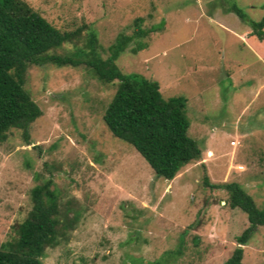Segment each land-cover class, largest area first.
I'll use <instances>...</instances> for the list:
<instances>
[{
	"label": "rangeland",
	"instance_id": "rangeland-1",
	"mask_svg": "<svg viewBox=\"0 0 264 264\" xmlns=\"http://www.w3.org/2000/svg\"><path fill=\"white\" fill-rule=\"evenodd\" d=\"M60 32L78 30L63 55L82 47L87 30L102 58L118 34L163 26L115 60L124 74L156 81L163 97L183 95L187 135L200 159L175 177H156L102 121L116 80L101 83L84 65L27 68L24 89L40 109L27 136L11 129L0 143V245L30 210V189L51 179L69 228L57 229L43 264H222L247 226L223 189L237 183L264 207V39L231 10L258 21L264 0H23ZM234 142V145H231ZM243 264H264V226L242 246Z\"/></svg>",
	"mask_w": 264,
	"mask_h": 264
},
{
	"label": "trees",
	"instance_id": "trees-1",
	"mask_svg": "<svg viewBox=\"0 0 264 264\" xmlns=\"http://www.w3.org/2000/svg\"><path fill=\"white\" fill-rule=\"evenodd\" d=\"M231 10L249 25L257 41L264 39V16L253 21L237 8ZM141 22V18H136L130 34H118L105 58L97 50L92 30H87L84 46H74L67 54L53 55L49 51L71 43L78 30L60 32L25 1L0 0V143L11 129L20 130L26 138L30 123L41 115L24 89L29 66L84 65L101 83L116 80V89L103 111L102 121L113 137L134 148L156 177L170 181L184 165L198 161L200 150L187 135L186 98L163 97L156 81L137 73L124 74L115 65L129 43L135 42L131 53L141 51L146 47L141 40L163 26L161 21L145 29ZM202 182L210 188L225 190L228 206L246 215L248 226L235 236L236 246L222 263L243 264L242 246L255 227L264 226V207L258 208L235 182L210 184L206 176ZM29 199L30 210L15 227V239L0 245V264H43L44 248L57 244V229L69 228L75 221V216L67 218L61 210L49 178L30 189Z\"/></svg>",
	"mask_w": 264,
	"mask_h": 264
},
{
	"label": "built area",
	"instance_id": "built-area-1",
	"mask_svg": "<svg viewBox=\"0 0 264 264\" xmlns=\"http://www.w3.org/2000/svg\"><path fill=\"white\" fill-rule=\"evenodd\" d=\"M231 145H234V142H231Z\"/></svg>",
	"mask_w": 264,
	"mask_h": 264
}]
</instances>
